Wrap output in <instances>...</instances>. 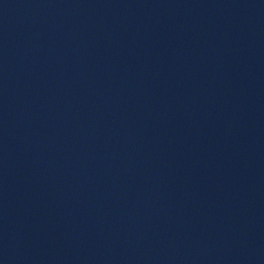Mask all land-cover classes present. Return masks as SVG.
<instances>
[{
	"label": "water",
	"instance_id": "95a60500",
	"mask_svg": "<svg viewBox=\"0 0 264 264\" xmlns=\"http://www.w3.org/2000/svg\"><path fill=\"white\" fill-rule=\"evenodd\" d=\"M0 264H264V0H0Z\"/></svg>",
	"mask_w": 264,
	"mask_h": 264
}]
</instances>
